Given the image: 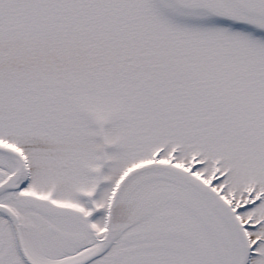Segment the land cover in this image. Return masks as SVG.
<instances>
[{
    "label": "snow or ice",
    "instance_id": "snow-or-ice-1",
    "mask_svg": "<svg viewBox=\"0 0 264 264\" xmlns=\"http://www.w3.org/2000/svg\"><path fill=\"white\" fill-rule=\"evenodd\" d=\"M0 264H264V0H0Z\"/></svg>",
    "mask_w": 264,
    "mask_h": 264
}]
</instances>
